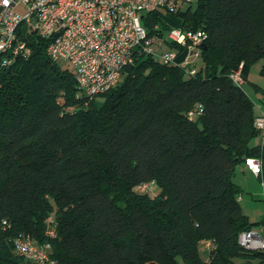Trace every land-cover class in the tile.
<instances>
[{"label":"trees","instance_id":"16d2710c","mask_svg":"<svg viewBox=\"0 0 264 264\" xmlns=\"http://www.w3.org/2000/svg\"><path fill=\"white\" fill-rule=\"evenodd\" d=\"M142 17L161 36L170 25L206 33L194 74L136 52L97 103L47 39L32 35L31 53L10 62L0 52V264H22L18 234L49 242L59 264H264L237 241L264 221L243 211L234 180L253 157L264 186V141L254 101L230 77L260 60L264 77V0H196L165 20ZM150 182L155 195L139 189Z\"/></svg>","mask_w":264,"mask_h":264},{"label":"built area","instance_id":"2783aa9c","mask_svg":"<svg viewBox=\"0 0 264 264\" xmlns=\"http://www.w3.org/2000/svg\"><path fill=\"white\" fill-rule=\"evenodd\" d=\"M192 0H0V47H6L14 17H27L21 25L17 51L2 55L4 63L18 55L27 56L34 43L32 35L47 39V54L55 61L69 64L79 92L94 98L104 93L121 79L123 69L133 62L136 52L152 54L163 63H174L194 74L200 65V53L206 33L170 25L163 36L155 23L149 30L143 24L142 14H167L178 10ZM47 2V10L36 13V4ZM23 4L24 14L17 11ZM167 40V41H166ZM167 42L177 47H167ZM230 77L238 85L245 81L241 67ZM200 111V109H199ZM194 111H190L192 116ZM256 128L264 141V113L257 115ZM245 165L255 175L260 172V160L248 157ZM145 185V184H144ZM142 185V186H144ZM7 225L5 220L2 221ZM45 235L56 236V222L48 218ZM241 245L248 250L264 252V221L240 232ZM206 248L210 242H206ZM12 249L22 264H59L51 254L49 242H39L25 234L12 238Z\"/></svg>","mask_w":264,"mask_h":264},{"label":"rangeland","instance_id":"374dc122","mask_svg":"<svg viewBox=\"0 0 264 264\" xmlns=\"http://www.w3.org/2000/svg\"><path fill=\"white\" fill-rule=\"evenodd\" d=\"M196 0H192L191 3L194 4ZM17 11L21 14L25 13L23 4L17 7ZM159 13L166 19V12L162 9L159 10ZM262 61H257L249 66V73L247 75V80L243 82L242 88L247 92L250 98L254 101V113L260 114L264 112V77L260 74V65ZM62 68L69 67V64L65 61L59 62ZM257 84L261 88L258 89L254 86ZM95 100L98 102L101 101V97H95ZM248 170L240 171L236 175L235 181L241 184L243 192L241 194L240 204L243 211L249 216L250 220L256 221L264 216V186L257 175L253 174L249 168ZM140 191L148 192L150 195H155L158 193L159 188L154 182H150L141 186ZM206 244V243H205ZM200 255L202 259L207 260L208 253L204 245L199 247ZM181 263V261H180ZM234 264H256L255 260L251 262H246L241 259H235Z\"/></svg>","mask_w":264,"mask_h":264},{"label":"bare ground","instance_id":"6f19581e","mask_svg":"<svg viewBox=\"0 0 264 264\" xmlns=\"http://www.w3.org/2000/svg\"><path fill=\"white\" fill-rule=\"evenodd\" d=\"M46 10H47V2H39L36 4V13H43V11H46ZM23 22L27 23V17H14L12 21V29L10 31V35L7 38L6 47H0V52L2 54L10 55L13 52L17 51L18 42L16 41V33H17V29ZM256 123H257V116L255 118V125ZM237 241H238V244L241 245L240 233L238 234Z\"/></svg>","mask_w":264,"mask_h":264},{"label":"crops","instance_id":"0c3cea01","mask_svg":"<svg viewBox=\"0 0 264 264\" xmlns=\"http://www.w3.org/2000/svg\"><path fill=\"white\" fill-rule=\"evenodd\" d=\"M249 66H250V65H249ZM249 66H242V67H241V72H242V75H243L245 81L247 80V75H248V73H249ZM260 66H261V65H260ZM255 87H256V88L259 87L258 89L261 88V87L258 86L257 84H256ZM262 113H264V112H262ZM262 113H260V114H262ZM260 114L258 113V114H256V116H257V115H260ZM244 170H248V169H247V166L245 165V163L238 167V169L236 170V173H235V177H236L237 173H239L240 171L243 172ZM251 172H252V171H251ZM252 173H253V172H252ZM253 174H254V173H253ZM235 177H234V180L236 179ZM235 182L241 186L240 183H238L237 181H235ZM241 187H242V186H241ZM240 198H241V197H240ZM239 201H240V200H239Z\"/></svg>","mask_w":264,"mask_h":264},{"label":"water","instance_id":"95a60500","mask_svg":"<svg viewBox=\"0 0 264 264\" xmlns=\"http://www.w3.org/2000/svg\"><path fill=\"white\" fill-rule=\"evenodd\" d=\"M202 46H204V43L202 44Z\"/></svg>","mask_w":264,"mask_h":264}]
</instances>
